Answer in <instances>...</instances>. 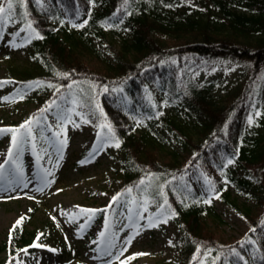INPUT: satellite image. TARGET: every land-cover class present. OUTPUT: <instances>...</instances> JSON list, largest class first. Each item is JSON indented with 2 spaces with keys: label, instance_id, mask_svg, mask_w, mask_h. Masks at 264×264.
I'll return each instance as SVG.
<instances>
[{
  "label": "trees",
  "instance_id": "16d2710c",
  "mask_svg": "<svg viewBox=\"0 0 264 264\" xmlns=\"http://www.w3.org/2000/svg\"><path fill=\"white\" fill-rule=\"evenodd\" d=\"M48 1L11 0L8 19L26 29L21 44L30 65L16 70L29 85L10 101L46 109L69 95L94 107L100 142L120 158L121 204L153 197L180 231L168 264H242L236 250L244 247L219 239L207 221L212 200L180 180L187 167L215 162L222 180L214 197L240 207L228 199L233 190L261 210L255 217L246 204L240 208L251 225L246 238L260 250L249 264H264V0ZM221 59L242 62L246 72L231 84L199 76ZM145 87L163 96L143 103ZM37 239L13 229L0 264H24Z\"/></svg>",
  "mask_w": 264,
  "mask_h": 264
},
{
  "label": "rangeland",
  "instance_id": "374dc122",
  "mask_svg": "<svg viewBox=\"0 0 264 264\" xmlns=\"http://www.w3.org/2000/svg\"><path fill=\"white\" fill-rule=\"evenodd\" d=\"M39 2L49 5L48 0ZM0 7H5L3 0ZM8 18L7 12L0 18V246L21 226L41 242L35 252L24 253V264H119L127 257H136L130 264L173 263V243L180 231L153 197L121 204L115 173L120 158L100 142V131L90 120V103L69 95L46 109L34 100L10 101L14 92L29 85L16 70L29 66L30 60L21 44L25 27ZM166 37L172 41L176 35ZM245 72L242 62L221 59L199 76L231 84ZM163 93L145 87L140 96L143 103L155 104ZM252 118L250 114L248 123ZM259 129L264 132V126ZM216 167L213 161L204 167L192 165L180 180L187 191L212 200L207 221L219 239L244 247L243 254L236 251L242 264H249L260 250L246 238L251 225L240 208L246 204L255 217L261 210L233 190L228 199L240 207L214 197L213 185L222 180ZM7 258L6 252L0 253V262Z\"/></svg>",
  "mask_w": 264,
  "mask_h": 264
},
{
  "label": "snow or ice",
  "instance_id": "6c2138e0",
  "mask_svg": "<svg viewBox=\"0 0 264 264\" xmlns=\"http://www.w3.org/2000/svg\"><path fill=\"white\" fill-rule=\"evenodd\" d=\"M11 7H12L11 0H8V7H7V9H6L5 7H0V18H2V17L4 16V14H5L8 10L11 9ZM249 122H250V123L252 122L251 119L249 120ZM21 127H24V125H22ZM27 131L30 133V132H31V129L29 128V129H27ZM13 140L15 141V136L13 137ZM116 146L118 147L119 144L117 143ZM229 163H231V161H229ZM85 211H89V210H85ZM21 219H23V218H21ZM17 223H19V221H18ZM101 235L103 236V233H101Z\"/></svg>",
  "mask_w": 264,
  "mask_h": 264
}]
</instances>
